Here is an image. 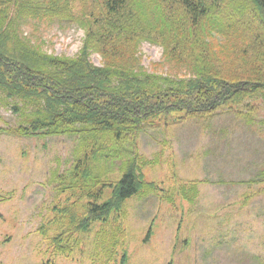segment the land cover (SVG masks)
<instances>
[{"label": "trees", "instance_id": "obj_1", "mask_svg": "<svg viewBox=\"0 0 264 264\" xmlns=\"http://www.w3.org/2000/svg\"><path fill=\"white\" fill-rule=\"evenodd\" d=\"M55 22L85 32L78 56L50 55L25 36L26 27ZM147 42L163 49L166 73L142 65ZM260 95L264 0H0V96L23 121L0 134L80 141L71 169L51 179L65 205L39 230L55 256L71 257L100 223L93 252L106 253L101 264H127L118 252L126 203L157 192L143 174L156 162L138 150L146 123L162 115L210 120ZM117 158L121 177L107 185ZM105 187L112 193L100 202ZM194 191L179 188L191 203Z\"/></svg>", "mask_w": 264, "mask_h": 264}, {"label": "rangeland", "instance_id": "obj_2", "mask_svg": "<svg viewBox=\"0 0 264 264\" xmlns=\"http://www.w3.org/2000/svg\"><path fill=\"white\" fill-rule=\"evenodd\" d=\"M29 34L44 52L71 58L79 55L85 39L77 25L56 22L26 27ZM140 57L149 72L166 73L158 66L160 46L144 43ZM90 58L103 66L99 54ZM12 102L0 96V127L5 129L23 123ZM235 107L210 120L162 115L146 123L138 150L156 162L143 174L157 192L126 203V241L118 252L121 258L128 254L127 264H264V96ZM79 142L72 136L0 134V264L105 261L106 253L92 250L100 223L71 257L53 255L50 241L39 234L54 210L65 205L67 196L58 195L51 179L71 169ZM121 162L115 160L107 185L120 179ZM183 185L188 194L195 189L193 203L179 193ZM103 191L100 202L112 193L109 187ZM97 254L98 262L92 258Z\"/></svg>", "mask_w": 264, "mask_h": 264}]
</instances>
